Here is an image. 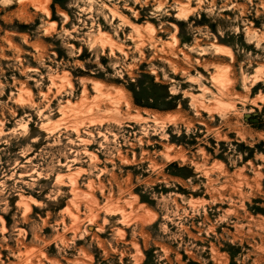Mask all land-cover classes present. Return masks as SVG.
<instances>
[{"label": "rangeland", "instance_id": "rangeland-1", "mask_svg": "<svg viewBox=\"0 0 264 264\" xmlns=\"http://www.w3.org/2000/svg\"><path fill=\"white\" fill-rule=\"evenodd\" d=\"M0 264H264V0H0Z\"/></svg>", "mask_w": 264, "mask_h": 264}, {"label": "bare ground", "instance_id": "bare-ground-1", "mask_svg": "<svg viewBox=\"0 0 264 264\" xmlns=\"http://www.w3.org/2000/svg\"><path fill=\"white\" fill-rule=\"evenodd\" d=\"M188 10H187V8L186 9H184V8H181L180 9V11H179V13H178V15H181V14H187L186 12H187ZM86 141H88V140H86ZM84 143V142H83ZM93 156V155H92ZM94 156H95V154H94ZM93 158V157H92ZM73 191V190H72Z\"/></svg>", "mask_w": 264, "mask_h": 264}]
</instances>
